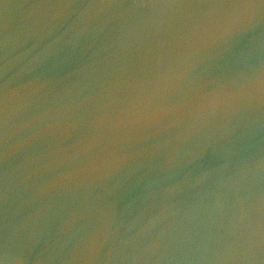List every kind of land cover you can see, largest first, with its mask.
<instances>
[{
  "label": "water",
  "instance_id": "95a60500",
  "mask_svg": "<svg viewBox=\"0 0 264 264\" xmlns=\"http://www.w3.org/2000/svg\"><path fill=\"white\" fill-rule=\"evenodd\" d=\"M259 0H0V264H264Z\"/></svg>",
  "mask_w": 264,
  "mask_h": 264
},
{
  "label": "snow or ice",
  "instance_id": "6c2138e0",
  "mask_svg": "<svg viewBox=\"0 0 264 264\" xmlns=\"http://www.w3.org/2000/svg\"><path fill=\"white\" fill-rule=\"evenodd\" d=\"M261 5H264V0H259ZM261 74H262V82H264V65L261 67Z\"/></svg>",
  "mask_w": 264,
  "mask_h": 264
}]
</instances>
